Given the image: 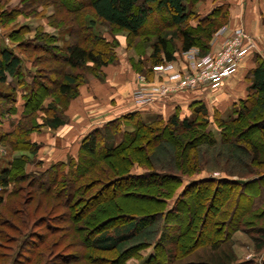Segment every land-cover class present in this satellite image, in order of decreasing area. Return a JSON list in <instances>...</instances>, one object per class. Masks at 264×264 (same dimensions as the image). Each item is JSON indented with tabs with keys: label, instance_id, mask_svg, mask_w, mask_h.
<instances>
[{
	"label": "trees",
	"instance_id": "1",
	"mask_svg": "<svg viewBox=\"0 0 264 264\" xmlns=\"http://www.w3.org/2000/svg\"><path fill=\"white\" fill-rule=\"evenodd\" d=\"M23 1H27L30 6L37 1H43L44 4L49 3L57 7L56 15L50 16L48 23L51 26H61L69 37L67 45L63 48L53 44L55 40L43 32L38 33L39 39L36 36L31 40H14L12 36L15 33L22 34L20 29L10 33L8 38L17 42L16 47L22 48L20 53L23 55L30 57L35 51L41 52L40 56L32 60L36 70L33 71L30 82L25 80L22 73L20 54L0 46V85L7 84V90L0 89V99L14 103L13 95L17 93L15 85L23 90L21 111L17 115L19 118L11 120V128L7 132L0 126V144L15 151L21 144L32 155H36L39 144L31 140L30 134L40 132L44 127L56 130L68 119L62 104L67 105L75 98L79 87L85 83L83 78L77 81V73L72 71L82 69L96 76V71L102 74L103 67L116 62L111 42L94 33L96 19L110 28L125 32L129 38L139 37L146 42L151 36H155L145 63L138 69L149 73L152 66L175 60L176 49L171 45V38L174 36L180 39L182 52L197 48L199 55L208 54L213 34L228 20V5L225 3L214 7L211 13L201 16L195 4L204 0ZM155 11L164 13V16L153 17ZM262 15L264 20V10ZM193 21L196 22L195 25H192ZM169 26L174 30L165 31ZM23 29V34L28 33L27 28ZM89 42L92 45L87 47L85 43ZM252 61L254 66L244 76L247 81L246 97L234 103L226 117H215L216 133L209 129L210 122L205 104L202 101H194L189 105L190 114L183 117L179 115L177 108L166 118L157 114L143 119L139 112H128L110 120L91 130L81 140L75 158L68 157L65 161L51 162L38 175L24 170L25 156H14L10 159L6 166L0 168L1 208L6 204V196L9 198L19 191L11 190L3 196L9 182L19 183L29 178L33 191L54 194L68 211H77L75 218L78 220L76 224L71 222L69 214L59 215L60 219H51V214L35 219L34 211L24 209L18 218L19 224L11 229L14 233L12 235L1 230L6 222L0 214V239L7 243L0 244V264L78 262L77 256L57 251L60 242H49L50 236L59 230V226L52 224L58 223V220L66 223L69 221L68 227L74 232L79 229L84 231L83 235L78 234L76 245L86 247L90 253H98V261L103 264H126L129 258L136 256L141 260V264H264L252 259L237 261L233 259L232 252L227 250L232 235L237 231L248 233L257 250L264 248V99L261 97L264 94V59L258 53H253ZM41 71L50 76L46 77ZM12 81H16V84ZM50 97L56 98L57 101L44 104ZM38 110L45 115L38 117ZM17 112L16 104L7 109L0 103V119H9V115H16ZM130 119L131 122L123 124ZM123 125H128L129 128L122 129ZM130 128L132 130H129ZM254 130L256 132H253ZM146 137H151V150L144 156V162L136 161L142 171L133 172L127 167L123 173H119V154H125L122 159L129 157V151L134 144L138 141L145 142ZM201 145H228L230 148L227 153L231 152V155L233 153L235 156L238 155L235 150L239 151L248 158V162H245L247 173H236V178H233V171L227 170L226 177L190 179L193 174L201 171L205 163L202 158H198V148ZM110 158H113L117 165ZM114 172L116 174H113ZM187 177L189 179L168 206L167 201L174 194L176 186L182 184ZM122 183L135 189L158 185L166 192L149 195L140 192H117L115 187ZM96 184L99 186L95 189ZM256 185L259 195L247 198L246 203L242 205L244 196L241 194L252 191ZM219 186H227L222 200L225 208L221 209V217H214L212 223L217 225L216 233H224L222 236L210 237L203 245L208 251L217 254L210 252L211 254H206L203 259L200 254V259L183 260L185 253L195 250L196 242L190 236V228H186L182 233L179 224L171 225L170 221L182 218L184 204L189 199L188 193L195 191L196 196L191 198L194 209L195 197L199 193L206 194L212 188L209 196L213 197V192H216ZM236 187L242 192L233 193L231 190ZM89 188L94 190L92 194H89ZM106 191H110V194L104 195ZM131 196L150 201L154 204L155 211L152 212L153 208L149 207L145 213L139 214L124 210L116 202L128 201ZM112 197L114 200H111ZM203 198L194 209L197 217L203 205L207 206L209 201L212 203L211 198L205 202ZM16 202L20 203L19 199ZM14 203V199L8 201V207ZM110 204L113 207L112 212L108 208ZM188 207L191 209V206ZM50 211H54L53 207L48 210ZM190 213L192 212H188ZM45 220L49 224L42 227ZM152 235H155V240L150 242ZM151 245L152 251L146 258H142L139 255L140 250Z\"/></svg>",
	"mask_w": 264,
	"mask_h": 264
},
{
	"label": "rangeland",
	"instance_id": "2",
	"mask_svg": "<svg viewBox=\"0 0 264 264\" xmlns=\"http://www.w3.org/2000/svg\"><path fill=\"white\" fill-rule=\"evenodd\" d=\"M205 1L206 0L195 4V8L197 11L204 8L206 4ZM151 6L153 7L154 5L151 4ZM56 8L52 4H49V3L44 4L43 1H37L33 3L32 6H30L27 3V1H23V0L22 1L21 0H7V1L0 0V46L8 47L14 50L15 53L20 54L22 58V73L24 74V78L27 82H30L31 80L30 77L33 74V71L36 70V67H34L32 64V60L36 56H40L41 52L35 51L32 53V55H30V57H27L23 55L22 53H20L22 48L19 49L16 47L17 42L13 41L11 38L9 39L8 36L10 35V33L14 32L15 30L20 29L22 34L17 32L12 36V38H14V40L16 39L18 40L19 39H30L31 40L32 38L36 36L38 38L40 35L38 33L43 32L45 34L50 35L55 40L53 44L64 48L69 41V37L67 33L64 31V29L61 28V26L60 27L51 26L48 23V18L50 16L56 15L57 13ZM152 16L161 17V16H164V13L155 11ZM87 18H90V17H87ZM262 21L264 22V20ZM94 24H95L94 33H97L99 34L100 37H103L104 38L103 40L111 42L113 46V52L116 56V60H115L116 62L113 64L112 63L108 64L105 67H103L102 74L100 73L98 74V72L96 71V73H94L96 76H93L92 72L83 71L82 69L73 70L72 71L73 73H77V81L83 78L85 83L95 81V80L100 81L101 83H105V81H109V75H108L109 73H107V68L109 70V68H111L112 66L121 65L122 63L126 65L129 63L134 72L133 76L137 78L136 81L138 80V78L141 79L142 80L141 84H143V87L145 89H153V90L159 89L161 91L165 90L166 93L162 97L170 96L171 94L177 91H183V90H176V91L174 90L176 84L170 78V73L174 70H170V69L167 70L169 68L168 66H173L175 64L174 62L176 61L179 66H180V63H183L184 65H186L188 64L187 62H189L190 58L188 59V57L184 53L185 51L182 52L181 50L180 39L176 38V36L171 38V45L172 47L176 49L175 60L171 62L167 61L161 64V65L166 64L167 71L166 70L165 72L154 71L153 66H152V71H150V73L142 72V71H138V69L140 68L141 65H143L142 63H145V59L152 49L151 43L152 41L155 40V36H151V38L145 42V41H142L141 38L139 37L129 38L125 32L119 31L116 28H110L105 23L100 22L97 19L95 20ZM224 25H226V23ZM224 25L222 27H224ZM23 27L28 29V33L23 34V30H24ZM164 30L167 32H171L174 30V28L169 26ZM218 30L213 34L211 39L214 38ZM262 35H264V31L262 32ZM168 38H170V35H168ZM90 43L91 42L85 43V45L87 47L91 46L92 44ZM211 44L212 43L210 42V46ZM194 50H196L197 57L205 56V55L203 56L199 55V51L197 50V48H194ZM254 50L256 49L254 48ZM41 73L44 74L46 77L50 76V74L43 73V71H41ZM12 82L16 84V81H12ZM246 87H247V81H245L244 85L243 86L241 85L239 88L241 90L244 89V93L237 92L239 94L238 96L240 97V99H244L246 97ZM15 88L17 89V93L13 95L15 98L14 103H10L7 99H0V103L4 108H7V109L12 108L14 104H16L18 109H19V106H21L20 104H22L23 102V99L21 97L23 90L19 89L17 85H15ZM0 89L7 90V84L0 85ZM236 90L237 88L234 91ZM210 93L211 94H207L205 96L206 97L205 99L207 100L206 101L207 104H205V106L207 109L208 121L210 122L209 129H211L214 133H216L215 132L216 129L214 126L215 117L216 116L218 118L226 117V115H228V113L231 111L233 104L236 103L239 99L233 103L231 100L232 98L235 99V96L230 98L229 100L228 99L225 100L221 96L216 95L217 92H215V94H213L212 92ZM261 97L264 99V94H262ZM53 100L57 101L56 98L53 99L50 97L49 99L45 100L44 104H46L47 102H52ZM213 101L214 103H212ZM58 105H61V103H58ZM69 105H70V101L67 105L62 104L63 107L65 106L64 113L66 115H67V112L69 111V107H70ZM36 114L38 117L45 115V113H43L40 110H38ZM189 114H190V111H189ZM9 116L11 120H14V119L17 120L19 118V116L15 114L9 115ZM131 121L132 119H130L129 121H124L123 124L125 123L128 124V122H131ZM121 128L124 129V128H129V127L128 125L126 126L123 125L121 126ZM129 130H132V128H130ZM253 132H256V130H254ZM146 138H144L143 140L144 141L146 140L147 142L138 141L134 144V146L131 149L132 151L131 150L129 151L131 153L129 157L122 159L123 158L122 155H125V154H119V157L121 158L120 161L117 162L118 167L121 168L119 173H123L124 168H127V167H130L133 172L142 171V169L137 165V162L139 161L144 162V159H145L144 156L146 155L148 150H151L150 145H149V142H150L149 140L151 137L150 138L146 137ZM17 148L18 150L15 151L11 148L3 147L0 144V166L5 164V158H9L10 160L14 156H25L26 164L24 166V170L26 172H30L32 174L38 175L39 172L45 168L41 166L40 161L37 159V154L32 155L28 150H26L23 146H21V144H19ZM229 148H228V145H222L219 147H210V146H205V145L199 146L198 158H202L203 159L202 161H205V163H203L201 171L199 173L193 174L190 177V179H193V178L198 179V178L209 177V176L214 177V178L226 177L225 171L227 170L233 171L234 173L233 178H236V173L245 175V173H247L245 162H248V158L242 155L237 150L235 151L238 153L239 158H238V155L235 156L233 155V153L231 155V152L227 153ZM110 159L113 160V158H110ZM113 161L115 162V160ZM105 162L103 164H105ZM113 174H116V172H114ZM188 179H189L188 177L184 178L183 183L180 184L179 186H176L174 194L167 201L168 206L172 204L173 197L178 191L181 190L183 184L186 183V180ZM29 184H30L29 178L28 180L21 181L19 183L9 182L6 188V192L3 194V196H6V194L11 190L18 191L19 189V191L17 192V194H15L14 196H10L9 198L6 196L5 197L6 204L2 206V208L0 207V214L1 216L3 215L2 216L4 219L3 221L6 222L3 229H1L3 233L5 234L9 233V234L14 235L11 229L12 227L16 228V225L19 224L18 218L21 216V213H23L24 209L34 211L35 213L33 214H34L35 219L41 216L48 217V215L50 214H51V217H50L51 219H60V217H58L59 215L69 214V216L71 217L70 218L71 222L76 224L78 220V218H75L77 211H72V210L68 211V209L62 206L59 199H57L54 196V194L52 193L49 194L46 192L36 191V190L33 191L30 188ZM94 186H95L94 188L96 189L99 185L96 184ZM160 189L161 191H159ZM217 189L218 190L216 192H213V194L215 193L213 197L209 196L212 193V188H210L206 192V194L205 192L199 193V195L195 197L196 206L194 207V209L197 208L198 206L197 204L201 198L208 196L206 199L203 198V202H205V200L209 201L210 198L212 199L211 200L212 203H210V201L208 202L209 204H211V205L208 204L210 207L208 205L207 206L203 205V207L199 209L198 217L196 216L197 214H195L194 209H192L193 203H192L191 198L196 196L195 191L188 193L187 197L189 199L186 200L188 204L186 202L184 204L185 209H184L183 215L181 213L182 218L177 219L176 221H170L171 225L179 224V226L181 227L182 233H184L186 228H190L189 231H190V234H192L190 236H192V239L195 240L196 242L194 244L195 250H193L191 253H187V254L185 253V255H183L182 257L183 260H192L196 258L200 259L201 256H203L201 257V259H203L204 256H206V254L210 255L211 254L210 252H213V251H208V249H205L203 245L205 244L207 240L210 239V237L219 236V235L222 236V234L224 233L223 231L222 233L215 232V230L217 229V225L216 226L213 225L212 220L214 217L219 219L221 217L220 216L221 209L225 208V205H223L222 200H223V195L225 194V191L227 190V186L226 187L219 186L217 187ZM89 190H90L89 194H92L94 192L93 189L89 188ZM115 190L120 193L124 192V193L129 194L130 192L131 193L140 192V193H145L148 195L155 194V193L164 194L166 192L165 189H162V186L159 187L158 185L150 186L146 189L143 187L140 189H135L134 187L131 188L130 186L128 187L124 186V183L116 186ZM239 190L240 189L236 187L235 189L231 191H233V193L242 192ZM109 194H110V191H106V193H104V195H109ZM241 195L244 196V198L241 200V204L244 205L246 203L247 198L255 197L259 195L258 185H256V187H254L252 191H247L246 193H243ZM12 199L15 200V203L13 205L10 204L12 206L8 207L9 205L8 201H11ZM18 199L20 203L16 202ZM111 200H114L113 197L111 198ZM122 201L117 200L116 202L124 210H127V211H131V212L134 211L135 213L143 214L147 211L149 207L150 209L153 208L151 210L152 212L155 211L154 204H152L150 201L138 198L136 196L134 197L131 196L130 199H128V201H125V200L123 202ZM188 206H191V209ZM52 207L54 211L48 212V210L51 209ZM108 208L110 209V212H112V208H113L112 204H110ZM188 212H192V213L188 214ZM44 223L45 224H43L42 227L44 225L49 224L47 220H45ZM52 224H55V226H59L58 227L59 230H57L52 236H50L49 242L58 241L60 243L58 244L57 251L60 252L61 250L62 253H68V254L71 253L77 256L78 262H75L73 264H99V263L103 264V262L98 261V253L96 254L90 253L88 249H86V247L81 248L76 245L77 244L76 239H78V234L81 236V234L83 235L84 231L82 232L79 229V231L74 232L68 227L69 221L68 223H66V222H61L60 220H58V223H52ZM186 225L187 227H185ZM42 229L44 230V228ZM241 230H244V229H241ZM154 238H155V235H152L151 238H149L150 239L149 241L150 242L152 240L154 241L155 240ZM1 242H2V245L7 244L6 242L4 243V241L2 240L0 241V244ZM228 245H229V249L227 250L229 252H232L234 256L233 259L237 261H244V260L252 259L259 263L264 262V248L262 250H257L254 243L251 240L250 235H248V233H245V231H237L236 233H234ZM206 250L207 252H205ZM151 251H152V245L148 248H144L140 250L139 255L142 258H146ZM213 254L216 255L217 253L213 252ZM140 262L141 260L137 259V256H136V257L129 258L126 261V264H141Z\"/></svg>",
	"mask_w": 264,
	"mask_h": 264
},
{
	"label": "crops",
	"instance_id": "3",
	"mask_svg": "<svg viewBox=\"0 0 264 264\" xmlns=\"http://www.w3.org/2000/svg\"><path fill=\"white\" fill-rule=\"evenodd\" d=\"M204 8L198 10L201 16L211 13L214 7L225 3L228 5V20L224 25L226 31L242 28L252 38L254 47L249 48L242 60L239 62L232 76L226 79L221 86L215 89H197L177 91L170 96L160 97L147 103H139L133 95L136 79L133 76V69L130 64H121L107 68L109 81L87 82L79 87L78 95L70 101L68 119L66 123L56 130L48 128L41 129L40 132L30 134L33 142L39 144L37 159L41 166L47 167L54 161H65L68 157L75 158L81 140L96 127L117 118L128 112H139L143 119H148L154 115L168 117L175 110L179 109L181 117L189 115V105L194 101H202L207 104L205 99L207 94H215L223 99L232 98L236 102L240 97L238 93H244V89H239L244 85V76L254 64L252 61L253 53H258L264 59V22L263 0H206ZM196 22H192L195 25ZM224 39V34H216L213 38L209 53H214ZM254 48L256 50H254ZM172 70H179L177 61ZM241 84V85H240ZM237 88L236 91H234ZM238 92V93H237ZM238 96V97H237ZM219 101V100H218ZM217 101V102H218ZM214 103V101L212 102ZM219 103V102H218ZM20 106L16 115L20 114ZM11 119H0V126L3 131L10 130ZM9 158H5L7 165Z\"/></svg>",
	"mask_w": 264,
	"mask_h": 264
},
{
	"label": "built area",
	"instance_id": "4",
	"mask_svg": "<svg viewBox=\"0 0 264 264\" xmlns=\"http://www.w3.org/2000/svg\"><path fill=\"white\" fill-rule=\"evenodd\" d=\"M217 34H224V39L214 53L197 57L194 48L184 52L188 59L190 58L188 64L170 73V78L176 84L175 91L218 88L233 75L246 51L254 47L252 38L242 28L230 31L221 28ZM211 40L213 41V39ZM212 41L210 42L212 43ZM168 67L167 69L166 64L155 65L153 70L160 72H165L166 69L172 70L171 66ZM141 82L142 80L138 78L133 91V95L139 103L150 102L166 93L165 90L145 89Z\"/></svg>",
	"mask_w": 264,
	"mask_h": 264
}]
</instances>
